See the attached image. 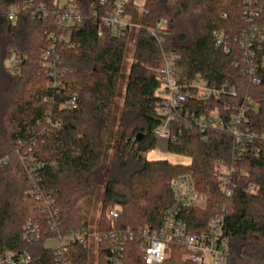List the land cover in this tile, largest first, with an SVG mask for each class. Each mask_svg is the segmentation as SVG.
I'll use <instances>...</instances> for the list:
<instances>
[{"label":"trees","instance_id":"1","mask_svg":"<svg viewBox=\"0 0 264 264\" xmlns=\"http://www.w3.org/2000/svg\"><path fill=\"white\" fill-rule=\"evenodd\" d=\"M19 2L0 0V159H6L0 165V254L8 250L29 255L28 264H54V248L48 241L69 230L89 228L88 213L99 194L98 230L145 225L158 229L163 210L173 199L169 179L188 174L206 196V207L203 211L181 209L179 216L187 228L198 232L224 207L228 256L223 264H264V140H254L257 154L246 152L235 160L234 139L227 130L202 133L193 122L187 123L188 117L212 110L225 121L229 106H240L250 98L254 106L244 112L243 127L264 134V85L253 84L250 75L241 73L247 59L234 40L248 27L242 18L243 0H143L140 10L135 0H126V12L140 27L122 35L101 27L91 14L93 8L103 13L112 0H105L104 6L99 0H75L81 20L71 31L54 19H34L19 11L8 21L9 8ZM35 2L51 5L53 0ZM256 5L259 14L253 26L264 34V0H256ZM161 18L167 21L166 33L155 37L148 28ZM214 32L222 34L228 52L216 45ZM51 33L56 37L55 53L66 68L62 78L66 89L61 92L47 86L41 60ZM130 39L133 51L125 75ZM11 54L20 59L16 68L6 64ZM166 55L175 56L183 77L199 75L210 86L226 83L235 91V96L188 100L172 121L174 140L167 141V151L188 157L187 163L144 155L156 145L154 129L161 122L155 110L158 71ZM263 56L264 46L258 53L259 58ZM255 75L264 78V63ZM65 93L77 95V109L63 108L60 98ZM137 134H142L139 140ZM28 148L35 162H43L35 174L28 173L20 158V152ZM220 161L235 167L228 197L219 191L215 176ZM34 186L51 192L60 216L53 230L29 193ZM111 209L118 211L114 222L107 218ZM28 220L39 225L37 240L23 238ZM97 246L98 264H107L106 243ZM88 248L73 243L67 257L72 264H90ZM169 250L171 256L160 264H188L178 247L172 245ZM122 264H143L133 242L127 243Z\"/></svg>","mask_w":264,"mask_h":264},{"label":"built area","instance_id":"2","mask_svg":"<svg viewBox=\"0 0 264 264\" xmlns=\"http://www.w3.org/2000/svg\"><path fill=\"white\" fill-rule=\"evenodd\" d=\"M105 0H99V5L104 6ZM126 0H112L108 9L103 13H98L93 8L92 15L98 18L101 27L122 35L129 28L138 29L139 23L133 21L125 9ZM28 13L32 18L39 20L54 19L59 27L71 31L77 28L81 20V14L76 6L75 0H53L51 5L36 4L35 0H20V2L9 8L7 20L13 21L17 12ZM259 14V8L256 0H243L242 18L248 27L240 31L239 38L234 40L239 42L242 49L245 50L247 59V68L242 71L243 75L251 76L253 84H263L264 78L256 76L255 73L263 66V58L258 57V53L264 46V34L254 25V20ZM167 21L161 18L148 32L160 37L166 33ZM252 24V25H251ZM101 29L97 34L101 35ZM217 46H222L224 52H228V47L223 41L220 32L213 33ZM47 50L42 54L41 60L47 76V86L56 91H65V84L62 80L66 68L60 64L58 56L54 50L56 37L53 33ZM175 56L166 55L164 57V66L158 71L160 86L157 90L156 112L161 117L160 124L154 129L156 137L161 136L166 140H174L170 134V124L179 114H182L184 104L188 100L208 101L209 99L220 98L224 94L235 96L233 88H227L226 83L221 86H210L206 79L196 75L193 78H186L181 75V70L175 65ZM10 66L18 67L20 59L17 55L11 54L9 57ZM63 108L68 110L77 109L79 99L75 94H63L61 96ZM253 101L246 98L240 106H229L231 113L224 121L217 110H212L208 115L198 117H188L198 129L203 133L208 129L227 130L234 139L235 160H240L246 152L257 154L258 148L254 146L255 139L260 137L264 140V134L258 135L256 132L248 131L243 127L244 112L251 109ZM228 108V106L226 107ZM186 116V114H185ZM204 138V137H203ZM30 148L20 152V158L26 163L28 173L35 174V171L43 166V162H35L29 154ZM6 162L5 158L0 159V165ZM234 166L225 167L220 161L215 169V176L218 180V189L226 197L230 196L229 187ZM241 173H244L240 170ZM169 188L173 194V199L168 203L162 214L161 224L158 229L145 225L137 229H102L80 228L69 230L63 235H58L53 241L54 264H72L68 259L69 246L73 243H79L88 246L89 240L95 243H106L107 246V264H122L124 251L128 242H133L137 246L138 253L143 264H160L166 257L170 246H176L183 254V260L188 264H223L228 256V247L223 236V222L225 208L217 211L211 217L204 228L198 232H191L185 222L180 218L181 209H195L204 204L205 197L198 192L190 175L181 174L169 179ZM29 193L34 197L37 207L42 210L46 216L47 223L51 230L60 224L58 210L54 207V200L50 191L42 188L33 187ZM118 217V211L111 209L107 213L109 221L114 222ZM23 238L27 241L37 240L40 236L38 223L31 220L26 221L24 225ZM30 256L19 253L13 254L11 251H4L0 254V264H28Z\"/></svg>","mask_w":264,"mask_h":264},{"label":"rangeland","instance_id":"3","mask_svg":"<svg viewBox=\"0 0 264 264\" xmlns=\"http://www.w3.org/2000/svg\"><path fill=\"white\" fill-rule=\"evenodd\" d=\"M135 1L137 2L138 9L140 10L143 0H135ZM136 30L137 29H135V31ZM133 43H134L133 39H130L128 41V44H127V50H126L125 59H124V70H123L125 75L127 74L128 67H129V64L131 62ZM6 64L8 66H10V62L8 59L6 60ZM124 86H125V78H122L120 81V87H119L121 93L123 92ZM117 101H118V104L120 105L121 104V97L118 98ZM12 111H13V109L9 110V112H12ZM166 147H167L166 138L158 136V137H156L155 147L153 149H151L150 151L146 152L144 155L148 159H167L171 162H177V163H187L189 161L188 157L180 155V154H176V153H171V152L167 151ZM108 152L110 153V149L108 150ZM168 183H169V181H168ZM168 186H169V184H168ZM199 193L203 195L202 192H199ZM203 196L205 197V200H206V196L205 195H203ZM100 205H101V201H100V194H99V196L97 198H94L93 203L90 207V211L88 213L87 220H88V224L90 225L89 229L99 227V225L101 224V221L99 220L100 219L99 218ZM205 207H206V205H205ZM205 207L203 204L200 207H197L195 209H197L198 211H203L205 209ZM116 209H117V207H116ZM97 244L98 243H95L93 240H91V239L89 240L88 254H89L90 264H98V259H99L98 250H99V248H98ZM179 252H180V250H179ZM170 256H171V252L169 250L167 252L165 258H168ZM181 259L183 260V254L182 253H181Z\"/></svg>","mask_w":264,"mask_h":264},{"label":"crops","instance_id":"4","mask_svg":"<svg viewBox=\"0 0 264 264\" xmlns=\"http://www.w3.org/2000/svg\"><path fill=\"white\" fill-rule=\"evenodd\" d=\"M48 245L54 247L56 245V243H55V241L50 240V241H48Z\"/></svg>","mask_w":264,"mask_h":264},{"label":"water","instance_id":"5","mask_svg":"<svg viewBox=\"0 0 264 264\" xmlns=\"http://www.w3.org/2000/svg\"><path fill=\"white\" fill-rule=\"evenodd\" d=\"M142 137V134H137L136 138L139 140Z\"/></svg>","mask_w":264,"mask_h":264}]
</instances>
